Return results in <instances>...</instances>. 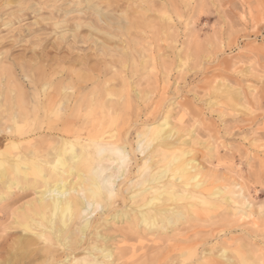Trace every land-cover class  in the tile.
Returning a JSON list of instances; mask_svg holds the SVG:
<instances>
[{"label":"rangeland","instance_id":"1","mask_svg":"<svg viewBox=\"0 0 264 264\" xmlns=\"http://www.w3.org/2000/svg\"><path fill=\"white\" fill-rule=\"evenodd\" d=\"M263 32L264 0H0V162L18 154L52 160L63 139L74 143L77 153L80 143L92 151L89 139L107 142L117 128L130 154L142 128H165L169 121L165 130H173L176 145L190 150L201 172L203 187L196 193L207 203L192 201L189 214L167 230L131 233L125 220H112L131 205L124 192V200L115 197L108 210L84 209L81 221L91 225L86 243L111 248L114 264L162 261L166 246L178 240L214 253L240 247L251 264H264ZM88 100L92 108L86 113ZM48 103L61 110L57 118L46 112ZM134 158L121 177L115 163L103 162L105 175L116 174L114 192L128 186L123 178L138 179L141 155ZM26 170L25 179L11 171L0 177V264H15L23 254L28 256L23 264H48L47 244L38 240L24 248L33 238L17 224L43 190L40 175ZM75 176L64 179L72 183ZM214 189L227 199L232 191L237 201L209 197ZM55 248L50 264H64L68 252ZM82 249L65 264L84 256ZM227 258L235 259L234 253Z\"/></svg>","mask_w":264,"mask_h":264},{"label":"bare ground","instance_id":"2","mask_svg":"<svg viewBox=\"0 0 264 264\" xmlns=\"http://www.w3.org/2000/svg\"><path fill=\"white\" fill-rule=\"evenodd\" d=\"M101 25H102V23H101ZM105 25L106 24L104 23V26ZM126 61H128V60H126ZM43 88H45V87H43ZM107 95H108V93H107ZM137 95H139V93ZM66 102H68V101H66ZM88 102L90 103L89 100H88ZM96 102L94 101V103H96ZM113 102H115V101H113ZM89 103H88V108H86V113H89V112H87L88 109L92 108V107H89L91 105V103L90 104ZM155 103H156V101H155ZM100 104H102V103H100ZM143 104H145V103H143ZM16 105L18 106V104H16ZM66 105H68V104H66ZM71 105H73V104H71ZM103 105L104 104H102V106ZM105 105H107V104H105ZM81 106H82V104H81ZM97 107H98V105H97ZM109 107H111V106H109ZM46 108H47L46 112L51 113L55 118H57L61 113V110L58 107L55 108V106H53V104H50V103L46 104ZM103 110H104V108H103ZM39 111H40V109H39ZM78 111H80V110L78 109ZM112 112H113V108H110V110L107 111V115L109 116ZM84 113L85 112H83L82 114H84ZM100 115L102 116V114H100ZM15 116H14V118H15ZM77 117H78V115H77ZM78 118H77V121L79 122ZM163 118L165 119V117H163ZM16 119H18V118H16ZM84 119H86V118H84ZM95 119H97V118L95 117L94 121H95ZM77 121H76V123H77ZM94 121H93V123H94ZM101 121L103 122V120H101ZM168 122L167 121L164 122V124L166 125V126L165 125L164 126L167 129H169V123ZM93 123L91 121L90 124L93 125ZM100 124H102V123H100ZM103 124H105V123H103ZM81 125H82V123H81ZM94 125H95V123H94ZM113 125H114V122L109 120L107 127L111 128V126H113ZM71 126H72L71 124L65 125L66 130L70 129ZM122 126H124V125H122ZM79 127H81V126L79 125ZM20 128L21 127L14 121V129H16L18 131ZM86 128H90V127H85L84 130ZM165 128H163L160 125L147 126L144 130L142 128V131L137 134L136 145H135V147L131 148L132 153H130V154L126 149L125 142H123V139L119 136V132H118L119 128H117L116 132H113L114 135H112L111 137H107V142H102V141H98L95 139L94 140L89 139L92 142L91 143V145L93 146L92 151H90V150L88 151L86 149V148H88V146H85L84 144L80 143L81 141L76 138V141H80L78 143H80L79 147L81 149V152L77 153V151L75 150V144L72 143L70 140L63 139L62 144L60 145L59 149L56 150L55 156L53 155L54 158L52 157L53 158L52 160H50L49 158L41 160L42 158L38 159L37 157L36 158L30 157V159H29V158L22 157V156L20 157V156H18L19 155L18 154V155H16L15 158L9 157L6 162H0V177L2 179L5 178L7 172H9V171H11L14 174V176L17 177L18 179L19 178L25 179L28 175L29 170L28 171L26 170L28 168V169H30V173H32L34 175L35 174L40 175V179L43 183V190L42 191L40 190L41 192L38 195L39 197H37V201H36L37 205L33 204L34 202L33 203L31 202V204L34 206H32L30 204L32 207V209L29 208L30 213L25 214L24 219L22 218L23 219L22 222L17 223L21 229V232L27 233V234L31 235L33 238V239H30L29 241H27L24 238L26 240V241L24 240L25 242L23 243L24 248L34 247V245L38 244V243H36L38 240L42 241L43 243H46L47 246L45 247V249L48 252L46 258L48 259V264H50L51 260L54 259V253L57 252L55 247L61 248V250L63 252H68V254H66V255L64 254L65 259L63 260V262L67 263L69 257L71 255H74L75 251L78 250L80 246L84 245V249H82L84 251V254H83L84 256H82L81 258H74V256H75L74 255L72 257V259H70L71 260L70 264H114L115 256H114L113 250L111 248H108L104 244H97V242H95V241H91L88 243H86V241H85V237L87 236V232L89 231V229L91 227V225L89 224L88 221H86V222L81 221L82 215L84 213V209L86 207L88 209V206L94 205L96 208L97 206L103 205L102 206L103 209L105 210V208H107V210H108V209H110V207L112 205V200L115 199V197H117V198L119 197L122 200H124V198H125L124 192H128L127 194L129 195L128 198L131 201V205L128 207V210L124 209L120 212H116L112 216V218H113L112 220L113 221L114 220H116V221L125 220V222L129 225L130 232L133 233V232H136L138 229H142L144 231H149V232H153V231L160 232L163 230H167L168 227H170L171 225L177 224L178 221H180L181 219H183L184 216H187L189 214V208L193 206V204L191 203L192 201L199 200L201 204H206L207 202H206L205 198L202 196H199L196 193L197 190L201 188L203 182L201 179V174H200L201 172H199V169H197L198 166L195 164V160L193 158H191L190 150L186 151L185 149L178 147L176 145L177 141L173 140V130H167L166 131ZM98 129H100V128H98ZM106 129H108V128H106ZM5 130H7V128ZM11 130H12V128H11ZM84 130H82V131H84ZM99 131H101V130H99ZM106 131H108V130H105V132ZM73 132H72V135H73ZM88 132H89V130L87 129V133ZM78 133H77V135H79ZM93 133H94V131H93ZM96 134H98V132H96ZM127 134H128V132H127ZM80 135H81V133H80ZM87 135H89V134H87ZM101 135H103V133H99L100 137H102ZM43 136H44V134H43ZM74 136H75V134H74ZM99 136H97V137H99ZM39 137L37 138L38 140L36 139L37 141H39ZM40 138H42V137H40ZM94 138H96V137H94ZM74 139H75V137H74ZM32 141H34V140H32ZM40 141L43 142L44 139L43 140L40 139ZM49 145H52V144H49ZM51 150H52V148H51ZM26 153H27V151H26ZM39 153L42 154L43 152L42 153L39 152ZM45 153H47V152H45ZM49 153H50V150H49ZM49 153H47V154H49ZM67 154H69V157L66 156ZM136 154L141 155V158L138 159L140 161V164H138V170H137V173H138L137 178L138 179L136 181L134 180V182H132V180H128L127 182H125L124 178H123L122 183L123 184L125 183V185L127 184L128 186L124 190H122L120 188L119 190L114 192V189H113L114 183L112 181V178L116 177V174L114 176L113 171H112V174H109L110 173L109 172L107 175H105L104 173L107 170V168H106V166H104L106 164H104L103 162L107 161L109 163H115L116 166H118V169L116 168L115 170L116 171L118 170V174H120L119 177H121L123 172H126L125 171V164H127L128 160H130V157H131V159H135L134 157ZM33 155H35V153ZM27 156H29V155H27ZM68 158H69L70 162H68ZM108 166H110V165H108ZM114 168H115V165H114ZM72 174L76 175L75 176L76 180L72 183H67V181L65 180L66 179L65 176H70ZM115 179H117V177ZM11 181H13V180H11ZM8 182H9V180H8ZM12 185H14V184H12ZM10 186H8V187H10ZM17 187H19V186H17ZM19 188H21V187H19ZM21 190L23 191V188ZM37 192H39V191H37ZM71 193L73 195H71ZM79 193L81 194L80 196H82V198H79V196H78ZM228 194L230 195V199H227L225 197H221L222 192L219 191L218 189H214L213 194H210L209 197H213V198L221 197L222 200H227V201L229 200V202L230 201H234V202L237 201L236 197L231 195V194H233L232 191L228 192ZM1 197H2V195H1ZM241 205H243V204H241ZM24 208L25 207H23L22 210ZM248 215H250V214L248 213ZM78 221H79V223H78ZM74 223L77 226L75 225L76 229L72 230L71 227ZM172 228H173V226H172ZM169 231H170V229H169ZM169 231H167V232H169ZM97 234H94L97 241L98 240H104L105 241L104 237H102L101 235H99V237H98ZM70 236L73 237V239L71 241H68L67 238ZM83 236H84V238H83ZM100 238H102V239H100ZM187 238L188 237H184V239H187ZM21 239H20V241H21ZM230 240H232V239H230ZM17 241L20 242L19 237H18ZM233 244H234V242H233ZM19 245H21V243H19ZM200 246H202V248H203L204 245L200 244ZM202 248L200 251H198L199 249H198V246L196 244H183V243H179V240H178L177 243H175L173 245H167L166 246V249L164 252L165 255L163 256L162 261L157 260L158 261L157 262L156 259H154V261L151 259V260H149V262H147V264H194V263H197V264H251L249 262V259L246 256L245 252H243L240 247H237L234 249H227V248L221 247L218 251L216 250L217 252H215V253L213 252V250L212 251L211 250L205 251L204 248L203 249ZM19 249H21V248H19ZM31 249H33V248H31ZM25 250H28V249H25ZM46 250H44V251H46ZM34 251H36V250H34ZM39 251H37V252H39ZM229 251L234 253L235 259L227 258V253ZM41 252H43V250H41ZM206 252H209V253H206ZM40 253H39V255H40ZM43 253H45V252H43ZM36 255H38V254H36ZM13 257L15 258V254L13 255ZM261 257L264 258V256H261ZM9 259H10V257H9ZM15 259H19L17 262H15V264H23L25 260L27 261L28 256H25L23 254V255H20L18 258L16 257ZM192 259H194V260H192ZM12 260H13V258H12ZM6 261H8V260H6ZM39 262L41 263V261H39ZM28 264H30V263L28 262Z\"/></svg>","mask_w":264,"mask_h":264}]
</instances>
